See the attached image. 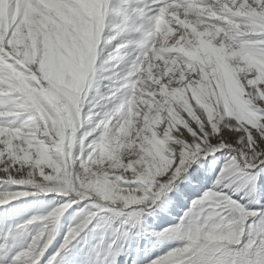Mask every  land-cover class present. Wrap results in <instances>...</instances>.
Returning <instances> with one entry per match:
<instances>
[{"label":"snow or ice","instance_id":"6c2138e0","mask_svg":"<svg viewBox=\"0 0 264 264\" xmlns=\"http://www.w3.org/2000/svg\"><path fill=\"white\" fill-rule=\"evenodd\" d=\"M217 152L229 156L212 188L156 234L182 243L150 264H264V211L224 191L264 185V0H0V183L67 197L0 233V264H45L74 203L84 219L46 264H73L101 212L122 214L127 237ZM34 194L0 192V206Z\"/></svg>","mask_w":264,"mask_h":264},{"label":"rangeland","instance_id":"374dc122","mask_svg":"<svg viewBox=\"0 0 264 264\" xmlns=\"http://www.w3.org/2000/svg\"><path fill=\"white\" fill-rule=\"evenodd\" d=\"M202 51L209 58H219L218 50L210 44L202 45ZM70 73L73 84H75L78 69L70 68ZM228 156L229 153L227 152H217L214 157H209L207 160H198L193 165L199 169L198 180H192L191 183L184 180L179 188L168 193L154 209L132 216L130 223L134 222L136 218H139L141 223L136 228H129L127 237L122 235L124 231L121 228L124 221L122 214L110 212L106 215L101 212L89 225V230H86L80 238L74 240L69 246L73 264H150V261H154L169 250L180 246L182 240L179 236L169 235L158 238L156 234L177 225L180 218L189 211L193 201L201 198L204 193L212 188ZM191 171L192 169L189 168V173ZM257 172L260 177H264V171L257 170ZM237 187L238 185H233L232 188L224 189V191L248 210L264 211V185H261L259 179L255 183V195H250L248 189L233 195V191ZM3 191H28L36 194L21 197L0 206V233L9 228L14 229L16 225L22 224L32 217L44 216L67 201V197L60 193H44L32 189L31 186L0 183V192ZM124 207L127 209L139 206L125 205ZM84 209L85 204L83 202L74 203L58 218L55 239L44 253L45 264L47 258L55 255L56 250L63 244L70 228L82 222L84 216L81 213L84 212ZM39 228L38 223L33 224L28 230L14 235L9 244L10 254H14L23 244L30 241L32 236L39 231ZM117 228H121V232L115 237L117 243L114 247L109 248V244L114 239L112 232ZM57 259L58 264H64L66 256L62 255ZM0 260H3V256H0Z\"/></svg>","mask_w":264,"mask_h":264},{"label":"bare ground","instance_id":"6f19581e","mask_svg":"<svg viewBox=\"0 0 264 264\" xmlns=\"http://www.w3.org/2000/svg\"><path fill=\"white\" fill-rule=\"evenodd\" d=\"M169 206V205H168ZM170 216V215H169Z\"/></svg>","mask_w":264,"mask_h":264}]
</instances>
